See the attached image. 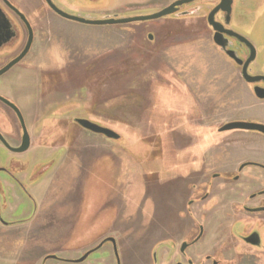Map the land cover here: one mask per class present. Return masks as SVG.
I'll list each match as a JSON object with an SVG mask.
<instances>
[{"label": "rangeland", "instance_id": "obj_1", "mask_svg": "<svg viewBox=\"0 0 264 264\" xmlns=\"http://www.w3.org/2000/svg\"><path fill=\"white\" fill-rule=\"evenodd\" d=\"M22 1L19 6L11 0L41 32H35L33 49L4 80L8 77L11 88L10 79L24 68L26 84L36 86L31 92L37 110L47 94L44 77L55 84L43 99L47 113L37 128L40 155L47 158L40 162L50 165L65 157V165L49 172L42 191L46 204L56 200L53 212L69 226L58 225L51 244L44 235L36 241L2 231L0 264H40L36 242L42 250L60 251L52 256L69 260L62 264H86L78 263L83 250L103 236L121 241L123 264H152V252L162 264L166 243H160L181 240L189 228L184 208L190 195L210 187L200 184L212 174L235 172L239 160L264 157L262 137L216 131L236 119H264V102L251 95L240 70L215 49L210 36L199 35L205 27L194 19L89 26L60 17L46 4ZM52 1L72 16L101 20L151 15L177 0ZM246 10L234 28L256 44L254 68L264 73V2L260 8L251 2ZM187 11L193 18L203 16ZM20 35L3 49L6 59L21 49L24 35L26 42L27 32ZM66 77L69 82L63 83ZM75 118L114 130L122 139L91 133L75 125ZM54 145L59 148L52 150ZM23 157L31 161L33 156ZM105 255L101 250L88 261Z\"/></svg>", "mask_w": 264, "mask_h": 264}, {"label": "flooded vegetation", "instance_id": "obj_2", "mask_svg": "<svg viewBox=\"0 0 264 264\" xmlns=\"http://www.w3.org/2000/svg\"><path fill=\"white\" fill-rule=\"evenodd\" d=\"M13 1L18 2L19 6H23L22 0ZM50 1L56 5L52 0ZM226 1L229 4L225 2L224 8H222L225 10L230 9V13L224 12L221 8L218 10L223 0H199L193 6L187 7L185 5L180 7L177 13L168 18V21L194 19L201 22L205 28L203 31L197 30L199 35L207 33L210 36L215 49L240 70L241 78L251 95L258 101L264 102V100L258 99L254 94L255 87L264 90V81L253 85L248 84L243 78V66L235 64L215 42V38L218 39L224 45V50L232 52L244 64L249 59L254 58L248 66V74L251 76H264V73L254 68L259 56L256 44L244 32H239L234 28L235 21L242 20L248 14L246 9L249 8L251 2H253L254 7L260 8L264 0ZM29 3L31 6H43L46 4L57 14L46 0H29ZM0 8L5 15V17L0 15V32L15 33V36L9 42L0 47V50H2L0 51L2 52L0 53V70H2L22 54L28 42L29 32L34 33L32 50L36 39L35 32L41 31L33 29L31 21L23 13L21 7H16L11 0H0ZM189 9H194L203 16L172 18V16H179V14ZM213 12L215 23L234 32H216L214 27L208 22L209 15ZM227 18L231 19L230 25L226 24ZM163 20H167V18ZM20 32H27L26 42L25 34L21 49L11 59H6L8 54L7 56L3 54V49L7 45H13L16 41H20ZM240 37L245 39L248 44L242 42ZM20 62L15 66L19 65ZM19 72L17 77L10 79L14 81L11 88L9 87L8 77L4 80V76L7 73L0 77V233L2 234V231L7 233L19 232L25 234L29 239L34 238V240H36L37 236L41 237L44 235L47 243L51 244L57 226L60 225L62 226L61 228H68L69 226V221L57 220L58 217L53 212L54 203L56 202L53 203L52 201L49 205L48 203L42 204L35 194L36 188L41 184H47L51 180V176H47V179L39 182L45 176V173H42L45 170L47 172L51 164H46V162L42 164L40 162H44L47 158H42L40 155L42 145L40 142V130L37 128L44 120H42V116L47 113V110L43 108L45 106L44 100L53 92L52 86L55 84L53 81L50 82V79L47 80L46 77H44V88L37 83V86H41L42 90L47 92L46 97L43 98L44 100H41L42 105L37 110L35 102H33L34 95L31 92L36 86L31 87V85L26 84L27 77L25 76L24 68L21 67ZM52 79L55 82L58 81V78ZM40 80L37 78V82ZM62 82H69V77L64 78ZM62 82L60 78L59 83L61 84ZM13 105L19 113L13 108ZM54 113L51 112V115ZM246 120L264 124V119L240 118L231 122ZM56 121L58 123L60 120ZM226 124L215 126L216 131L224 133L219 132V129ZM25 131L30 140L29 149L25 152H19L24 144ZM235 131L243 133L240 134V137L245 133H251L257 136L252 137H262L264 139V134L259 132ZM54 146H51L52 150L57 149V145ZM25 154L33 156L31 161L23 157ZM174 154L176 155V152ZM49 156L52 157L50 154ZM238 165L239 167L235 172H225L217 176L212 174L208 180L200 184L201 186L204 184L210 186L208 190L204 189L202 191L201 189L197 194L190 195L184 208L186 211L184 213L185 222H188L189 228H187L179 242L175 238H167L160 243L161 245L166 243L165 247L162 248V253H164L166 260L162 264H264V157H248L245 160H239ZM247 167H252L256 172H246ZM42 206L44 212H41ZM120 242L109 236H103L98 239L97 243L94 242L83 250L84 256L81 259H85L82 262H79L81 260L79 259L78 263L123 264L119 253ZM40 244L36 242L34 247V251L41 252L40 255H37L41 261L40 264H53L52 260L59 262V264L69 263V260L64 257L52 256L53 254L57 255L60 251L46 248L42 250ZM101 250H104V254H106L102 256V259H96L94 262L88 261L91 255ZM152 264H159V259L153 258V252Z\"/></svg>", "mask_w": 264, "mask_h": 264}, {"label": "water", "instance_id": "obj_3", "mask_svg": "<svg viewBox=\"0 0 264 264\" xmlns=\"http://www.w3.org/2000/svg\"><path fill=\"white\" fill-rule=\"evenodd\" d=\"M46 1L48 2V4L51 6V8L57 14H59L60 16L66 18L70 21H75L78 23L89 24V25H127V24H131V23H136V22L156 21V20H160V19H163L166 17H170L171 15H174L175 13H177L180 7H183V6L189 5V4H191L190 6H193V5H195V2H197L199 0H178V1L170 4L169 6L163 8L162 10H159L158 12L151 14V15H147V16H135V17H127V18H119L118 16H110V17H104L101 20H97V21H92L90 19L72 16V15L64 12L63 10L59 9L56 5L52 4V2L50 0H46ZM225 2H227V4H229L228 1L223 0L222 5L218 8V10L220 8L221 9L224 8ZM223 10H224V12H227V13L231 12L230 9L229 10L223 9ZM0 15L5 17L1 8H0ZM192 15H193L192 12L185 11V12H182L181 14H179V17H188V16L191 17ZM208 22L211 26L214 27L216 32H234L233 30L225 29L224 26H221V25L215 23L214 22V12L209 15ZM230 23H231V19L227 18L226 24L230 25ZM14 36H15L14 32H0V47L3 44L9 42ZM33 37H34V33L29 32L28 42H27V45H26L24 51L22 52V54L18 58H16L14 61H12L5 68L0 70V77L2 75H4L5 73H7L12 67H14L16 64H18L20 61H22L29 54L31 47H32V44H33ZM149 38H150V40H153L152 35H150ZM240 40L242 42L248 44V42L245 41V39H243L241 37H240ZM215 42L218 46H220L222 48V51L225 52L226 55L232 61L235 62V64H237L238 66H243V78L248 84L253 85V84L259 83L260 81H264V76H251L248 74V66L253 61L254 58L249 59L248 62L244 64L243 61L241 59L237 58L232 52H230V51L228 52V51L224 50L225 49L224 45L218 39L215 38ZM254 94L258 99L264 100V90L263 89H261L259 87H255L254 88ZM13 108L19 113V111L17 110V108L14 105H13ZM74 123L77 124L78 126L82 127L83 129L91 132V133L102 135L109 140L119 141L120 139H122V135L120 133H118L114 130H111L109 128H105L99 124L93 123L89 120H85V119H81V118H75ZM235 130L254 131V132H259V133L264 134V124L253 123V122H243V121L231 122V123L226 124L222 128H220L219 132H228V131H235ZM24 139H25L24 144H23L22 148L19 150V152H25L29 149L30 140H29V136H28L26 131H25V138ZM55 163L58 164L59 162H55ZM55 163H52L50 165L49 170L47 172L45 170L42 173V174L45 173V176H43L41 178V180H39V182L42 181L43 179H45L51 170L55 169V167L57 165ZM153 258L156 259L157 255L154 254ZM84 259L85 258L79 260V262H82ZM119 263H120V261H119Z\"/></svg>", "mask_w": 264, "mask_h": 264}, {"label": "crops", "instance_id": "obj_4", "mask_svg": "<svg viewBox=\"0 0 264 264\" xmlns=\"http://www.w3.org/2000/svg\"><path fill=\"white\" fill-rule=\"evenodd\" d=\"M245 135V134H244ZM59 147H57V149H58ZM61 148V147H60ZM56 149V150H57ZM64 161H65V157L61 160V161H59V163L56 165V167H55V170H62L63 168H64ZM46 179V178H45ZM44 180V179H43ZM42 180V181H43ZM57 180V179H56ZM46 184H41L38 188H36L35 189V194L38 196V198H39V201L42 203V204H44L45 202L43 201V199H45V197H46V190L43 192L42 191V189L44 188V187H46L45 186ZM60 185H62V184H57V186H56V188L57 189H59V186ZM47 188V187H46ZM56 190V189H55ZM55 202H56V200H55ZM42 210V209H41ZM42 212V211H41ZM57 220H60L59 218H57Z\"/></svg>", "mask_w": 264, "mask_h": 264}, {"label": "trees", "instance_id": "obj_5", "mask_svg": "<svg viewBox=\"0 0 264 264\" xmlns=\"http://www.w3.org/2000/svg\"><path fill=\"white\" fill-rule=\"evenodd\" d=\"M75 125H77V124H75ZM78 126V125H77ZM158 155V154H157ZM175 156V154L173 155V157Z\"/></svg>", "mask_w": 264, "mask_h": 264}]
</instances>
